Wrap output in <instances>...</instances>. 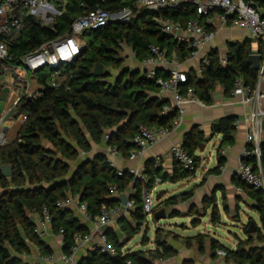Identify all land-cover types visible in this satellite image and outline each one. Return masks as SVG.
<instances>
[{
	"label": "trees",
	"instance_id": "obj_1",
	"mask_svg": "<svg viewBox=\"0 0 264 264\" xmlns=\"http://www.w3.org/2000/svg\"><path fill=\"white\" fill-rule=\"evenodd\" d=\"M256 7L264 17V0H244ZM137 0H67L60 16L55 19L53 30L34 23L30 17L25 18V27L18 38L6 36L0 38L8 46L13 55L12 62L20 63L22 55L37 49L40 44L59 35L67 33L72 22L91 9L102 7L111 12L123 8L132 10V16L124 22L110 23L98 29L85 30L81 38L80 54L70 63L60 68L59 76L48 73L34 74L39 83L40 95L37 97L23 96L16 105L18 117L26 116L16 138L4 146H0V264H30L21 256L31 252V246L39 247L41 254L52 255L53 251L45 240L33 232L34 222L30 217L40 214L45 207L52 217L51 232L58 235L62 231V252L70 254L74 246L76 234L88 232L81 224L73 210H58L55 203L68 193L78 195L81 202L88 206L92 218L99 215L104 206L119 205L118 198L108 195V187L115 185L120 192H126L132 184L133 176L129 170H124L122 176L116 174V169L110 167L102 153L92 158L80 159L81 153L91 152L92 144L115 148L123 157H128L134 146L130 139L140 125L148 128H171L176 117L174 111L163 114V107L168 101L158 98L159 86L138 70L124 66L121 58L122 46L131 48L135 59L142 62L151 56L150 46H157L167 56L177 55L180 63L193 50L184 43H178L173 38L162 34L156 21L157 17L170 18L183 25L190 19L202 20L196 14L194 6L182 3L175 8H169L159 13L148 11L136 4ZM209 29V27H206ZM255 39L245 38L241 42L227 45V62L223 66L219 56L212 51L209 55V65H199L187 74L184 88H192L195 96L203 103H210L215 89L220 86L227 95L233 89L237 79L243 85L254 90L259 82L261 66L264 65V44L258 42L257 54L261 55L260 69L256 70L247 63L249 55L253 54L252 43ZM260 39H257V41ZM96 64L103 66L102 76H95L93 69ZM111 71H116L113 74ZM167 71L156 70V76L167 78ZM2 89L3 85L1 83ZM55 86H52V83ZM235 118L226 117L216 121L211 126L210 135L193 128L183 136L182 147L198 166L199 158L195 152L200 143L211 140L220 134L222 141L217 148V165L209 170L218 172L225 163V157L219 154L224 144L232 145L235 133ZM105 136L107 139L105 140ZM260 158L264 171V138L260 143ZM249 151L253 150L248 145ZM242 162L257 169L255 155L243 157ZM74 163V170L71 169ZM9 165L11 176L5 177L1 167ZM143 169L148 181L141 183L136 180L134 195L136 206L128 218L118 222L119 231L106 230L108 240L115 246L117 254L112 256L97 250L89 251L79 260V264H125L131 260L134 264H157L172 258L176 251L165 240L160 238V230L155 232L154 247L151 250H127L122 248L137 235L145 225L146 215L143 212L141 190L152 188L156 178L165 181L166 174H161V166H156L155 159H148ZM194 172H186L175 162L170 181L177 182L189 177ZM249 198L254 202V209L259 214L260 225L252 234H247L250 221L242 227L245 240H238L234 250L229 249L208 234L198 233L184 240L187 246L195 243L199 254H203L208 241L210 252L216 255L223 250L225 259L233 264H264V246H256L255 241L264 243V192L254 190L239 179ZM192 190L182 194L161 199L156 203L153 213L171 207L170 217H181L182 214L173 209L180 202L190 198ZM205 198V203L209 199ZM214 204L202 205L204 212ZM210 222H220L215 205L210 209ZM187 214L192 217V225L197 226L200 218L198 210L192 207ZM205 215V214H204ZM158 220H156L157 222ZM160 229V228H158ZM149 240L143 233L141 244L146 246ZM186 264V263H183Z\"/></svg>",
	"mask_w": 264,
	"mask_h": 264
},
{
	"label": "built area",
	"instance_id": "obj_2",
	"mask_svg": "<svg viewBox=\"0 0 264 264\" xmlns=\"http://www.w3.org/2000/svg\"><path fill=\"white\" fill-rule=\"evenodd\" d=\"M67 0H0V38L12 36L18 38L25 27V18L41 26L53 30L55 19L60 16L65 8ZM106 1V0H99ZM182 3L194 6L196 14L202 17L201 22L198 19H190L185 25L170 18L157 17L156 21L162 34L173 38L178 43H184L188 48H193L184 62L178 61L177 55L173 53L167 56L157 46H150L151 56L142 61L144 67H149L146 76L153 79L159 86L160 93H170L172 103L163 107V114L174 111L176 117L171 128H148L144 125L138 127L137 132L130 139L134 149L130 152L129 160H139L142 158L145 150L156 144L161 138L166 137L173 128L178 126L185 113L184 104L186 102L202 103L194 94L192 88L182 86L187 82V74L181 69V65L193 64V68L198 69L200 64L209 65L208 55L213 51L204 50L215 38L216 34L223 29L239 28L246 32L250 39L264 38V17L260 11L244 0H137L136 4L148 11L159 13L169 8H175ZM132 10L123 8L120 11L111 12L108 9L97 7L89 10L84 15L76 18L67 33L59 35L51 40L45 41L40 46L21 56L20 63H13V55L9 53L8 46L0 40V77L3 80V88L7 87L15 96L13 105L6 111L0 113V146L8 143L7 125L10 118L7 114L16 108L17 103L23 96L37 97L40 95L39 89L34 92L30 91L32 80L31 74H37L44 66H49L55 77L59 76L60 68L64 64L73 61L81 52L82 42H79L81 34L85 30L98 29L110 23L124 22L131 18ZM209 27L207 29L206 27ZM220 63L224 66L227 62L226 54L219 56ZM165 67L169 73L167 78L156 76V68ZM264 72V66H261L260 73ZM262 77V76H260ZM55 86V83H52ZM231 97L239 96L241 103L250 107V110L244 115V124L247 135L246 141L253 146L249 151L245 148L241 153V159L249 155H255L257 158V169L250 164L239 163L237 169L238 178L252 187L254 190L264 192V171H262L260 158V143L264 130V107L260 106L261 98L264 97L259 91L258 86L254 90L243 85L242 80L237 79L233 89L229 93ZM21 122L26 120L24 114L18 115ZM237 123L235 122V128ZM107 139V136L104 138ZM169 156L178 166L186 172H195L196 166L193 156L184 150L182 145L174 144L169 149ZM226 149H220L219 154L224 156ZM104 155L110 167L115 168L113 158L119 153L115 148L105 147ZM156 166H160L161 157H155ZM116 169V174L122 176L124 170ZM133 176L131 186L126 192H120L115 185L108 187V195L111 198H120L125 194L128 198L126 204L119 201L117 206H104L95 218H92L88 212V206L81 202L78 195L68 193L64 198L55 203L58 210H73L80 220L89 226L88 232L76 234L74 237V246L70 254L60 252L58 260L54 255H43L39 247L32 245L33 254L42 264H79L78 252L81 248H87V251L97 250L103 254L116 255L115 246L108 240L106 230L109 228L119 231V220L128 218L134 210L136 203L134 195L136 180L141 183L148 181V177L143 167H137L129 170ZM161 183L160 178H156L152 188L147 189L143 186L141 190L142 208L144 214L153 217L154 208L158 201L155 196L158 193L156 186ZM33 232L41 240H45L52 232L50 224L51 215L45 207L40 214L33 216ZM62 247V231L58 234ZM96 238V241H94ZM126 246L122 252L127 251ZM154 247V245H153ZM217 256L225 257L223 250L216 252ZM162 262V261H160ZM125 264H134L131 260H126Z\"/></svg>",
	"mask_w": 264,
	"mask_h": 264
},
{
	"label": "crops",
	"instance_id": "obj_3",
	"mask_svg": "<svg viewBox=\"0 0 264 264\" xmlns=\"http://www.w3.org/2000/svg\"><path fill=\"white\" fill-rule=\"evenodd\" d=\"M248 38L247 34L244 30L239 28H232L230 30L223 29L220 32H218L213 39V41L208 44L204 50L209 51L213 50L218 54V56L226 54L227 53V45L229 43H235V42H241L243 39ZM258 42H261L264 44V38H261L260 40H254L252 43L253 48V54H257V45ZM134 56V55H133ZM135 58V57H134ZM137 64H132L133 66H127L126 68L131 70H138L141 73H146V71L149 69V67H144L142 65V62H138L135 59ZM264 64V63H262ZM141 65L143 66L141 69ZM264 66V65H262ZM193 68L192 63H187L185 65H181V69H183L185 72H188ZM162 70L166 71L165 67L159 66L156 68V70ZM259 91L262 95H264V77L259 78V82L257 84ZM40 86L37 88L39 89ZM158 98L164 99L168 101V104L172 103V96L170 93H160L158 92L156 94ZM239 96L231 97L230 94H225L223 89L218 86L212 96V101L208 104L206 103H197V102H186L184 104L185 113L183 115L182 122L173 128L171 132L166 136L161 138L156 144L153 146H150L145 150V153L143 154L142 158L139 160H129L128 157H123L121 154L114 157L113 163L115 168L122 169V170H130L137 167H143L144 163L148 159H155L156 156L161 157V174H166L167 178L166 180L170 181V177L173 175V168L175 165V161L169 156V149L174 144H181L183 141V136L185 133L190 131L193 128H197L198 131L203 133L204 137H208L210 135V130L212 124H214L216 121H218L221 118L226 117H234L236 120V128L234 133V142L232 145H226L224 144L221 149H226V153L224 155L225 157V163L224 165L219 169L218 172L210 173L209 170L213 169L217 165V148L220 146L222 141V136L220 134L215 135L211 140L205 142V146L208 143H213V148L215 150V157H214V165L212 167H202L199 165L196 167V171L189 177H186L185 179H182L177 182H171L172 185V191L167 192L164 191L163 199H166L168 197L178 195L185 193L187 191L192 190V195L190 198L184 202H180L178 205H176L173 209L178 210L182 216L181 217H189L187 214L189 213L190 209L194 207L196 210L203 209L202 205H205L206 203H210L211 200H214V204L217 207L219 217H220V224H213L210 222V209L209 207L206 211L205 218H207V225H206V231H199L198 233L201 234H208L209 236L216 239L219 243L220 240L217 238L216 233L212 230L215 228H219L221 224H224L225 226H235L234 223H238L240 226V230L243 229L240 225L245 224V220L240 219V214L244 213V209L242 207H246L252 210L254 209V202L249 198L246 190L244 187H242L239 183V178L236 174L239 163L241 161V153L242 151L247 148L249 145L246 141V127L244 124V115L250 110V107L247 105H243L240 101ZM260 106L264 107V97L261 98ZM2 110H0V113ZM23 123L21 122L19 117H12L7 125V136H8V143L13 141L18 131ZM264 138V136H262ZM106 145L101 143L100 145H94L92 144L91 152L88 154L81 153L80 159L82 156H86V158H92L97 153L104 154ZM74 170V169H73ZM200 170V173L197 174L196 172ZM163 181H161L160 184H162ZM159 184V185H160ZM158 186V185H157ZM174 186H182L181 188L184 191H180L181 189H178V191L174 190ZM186 190V191H185ZM178 192V193H176ZM205 198L209 201L205 203ZM206 200V201H207ZM171 208V207H170ZM256 211V210H255ZM257 212V211H256ZM258 213V212H257ZM37 214L33 215L36 216ZM78 218L79 222L83 225H85L88 229L89 226L82 222L77 214H75ZM259 216V214H258ZM236 218H238L236 220ZM248 218V217H247ZM260 222V221H259ZM260 223L258 224V226ZM197 233V234H198ZM194 236V235H193ZM246 235L243 232V236L240 237L238 234H234L233 240L231 241V247L229 249L234 250L237 246L238 240H245ZM45 241L50 245L53 255L58 260L59 254L61 252V242L60 237L58 235H55L51 233ZM94 241H96V238H94ZM181 242V240H179ZM170 245L174 250L176 251V254L172 257V259L176 260L179 259L180 264H183L186 259L190 260L191 257H187L188 250L185 248L174 246L170 243H167ZM222 244V243H221ZM256 246H264V243H259L255 241L254 243ZM225 246V245H224ZM227 247V246H226ZM88 253L87 248H81L78 252V260L83 259L86 254ZM31 254H33L32 247L31 252L29 255L25 256L27 262L30 263L31 261ZM34 255V254H33ZM200 258H203L202 263L203 264H233L232 261L226 260L224 257H220L216 255H213L210 252L208 241H206V249L203 254H199ZM170 259V258H169ZM38 261V260H37ZM165 260L163 263L167 262ZM30 264H36L35 262H32Z\"/></svg>",
	"mask_w": 264,
	"mask_h": 264
},
{
	"label": "rangeland",
	"instance_id": "obj_4",
	"mask_svg": "<svg viewBox=\"0 0 264 264\" xmlns=\"http://www.w3.org/2000/svg\"><path fill=\"white\" fill-rule=\"evenodd\" d=\"M86 38H81L79 39V42L85 41ZM121 58L124 60V66H133L132 64H137L135 61V58L133 56L132 50L131 48L127 47V46H122V50H121ZM63 66V65H62ZM61 66V68H62ZM142 65H141V69H142ZM50 71V67L49 66H44L41 70H39L38 73L43 74V73H48ZM113 74H116V71H111ZM32 76H30V79L35 77L34 74H31ZM1 83H3V80L1 81ZM39 87V83H37V80L33 79L32 83H31V88L30 91L34 92L37 88ZM14 94L12 92H10V90L5 87L3 89H1L0 87V110H2V112L8 110L14 102ZM1 112V113H2ZM17 114V110L16 108L12 109L9 114H7V118H12L14 117V115ZM16 117V116H15ZM213 143H208L206 145V147L203 149V151H199V149L195 152V155L200 159L199 160V165L204 167H212L214 165V157H215V150L213 148ZM86 156H82L81 159H84ZM75 165L74 163H71V169H74ZM197 174L200 173V170L196 172ZM182 186H174V190L178 191V189H181L180 191H184L182 188ZM162 190H166L167 192H171L172 191V185L171 182L168 180H165L162 184L156 186V191L160 192ZM186 191V190H185ZM178 193V192H176ZM163 199V198H162ZM244 209V213L240 214V219L245 220L246 217V221L245 223H247L248 221L250 222H254L256 225H258L259 222V216L258 213L255 210L246 208V207H242ZM165 210V214L166 217L160 221L154 220L152 218L151 215H147L146 219H145V225L142 227V229L140 230V232L135 235L125 246L126 250H130V251H136V250H151L153 248V241L155 238V232L157 230H160V238L162 240H165L167 243H170L174 246L177 247H182L188 250L187 252V257H191L192 259L188 260L186 259L184 263L186 264H203V258H200V256L198 255V250H197V246L195 243H192L191 246H187L186 243L184 242V240L188 237H192L193 235H196L199 231H206V225H207V218H205V216H203L204 214L206 215L207 211L204 212V209H200L199 215L198 217L200 218V220L198 221V224L196 227H194L191 223L193 218H189V217H175V218H171L170 217V212L172 211V209L167 206L164 208ZM183 214V213H182ZM248 217V218H247ZM238 218H236L237 220ZM220 224V223H219ZM235 226H225L224 224H221V226L219 228H215L212 229L215 233L217 238L220 240V242L227 246V247H231L232 243L231 241L233 240V236L234 234H238L240 237L243 236V232L242 230H240V226L238 223H234ZM241 226L242 223H240ZM160 228V229H158ZM146 232L147 237H148V244L146 246H143L141 244V238L143 236V233ZM181 240V242L179 241ZM231 240V241H229ZM21 258L23 260H26L25 256H21ZM223 258V257H222ZM35 262L38 263V261L36 260L35 256L33 254H31V261L30 263ZM162 262H157V264H180L179 259H168L167 262L163 263Z\"/></svg>",
	"mask_w": 264,
	"mask_h": 264
},
{
	"label": "water",
	"instance_id": "obj_5",
	"mask_svg": "<svg viewBox=\"0 0 264 264\" xmlns=\"http://www.w3.org/2000/svg\"><path fill=\"white\" fill-rule=\"evenodd\" d=\"M260 61H261V55H259V54H251L247 58V63L252 65L254 67V69H256V70L260 69ZM102 73H103V66L101 64H96L94 69H93V74L95 76H102ZM29 98L30 97H28V99ZM262 130H264V123H262ZM204 146H205L204 143H200L199 151H203ZM1 169H2L3 175L5 177H10L11 176V169H10L9 165H3L1 167ZM163 194H164L163 190L158 192L156 194V196H155V200L159 201L161 199V197L163 196ZM118 200H120V202L122 204H126L128 198H127V196L125 194H122ZM165 217H166V214H165V210L164 209L158 210L154 214L155 220H158V221L164 219ZM33 219H34V217L31 216L30 220L33 221ZM256 229H257V226L255 225V223L254 222H250L249 223V227L246 230V233L247 234H252V233H254L256 231ZM36 264H42V263L38 262Z\"/></svg>",
	"mask_w": 264,
	"mask_h": 264
}]
</instances>
